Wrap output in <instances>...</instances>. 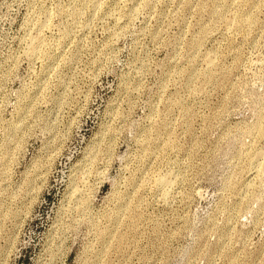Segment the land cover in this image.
Here are the masks:
<instances>
[{
	"label": "rangeland",
	"instance_id": "1",
	"mask_svg": "<svg viewBox=\"0 0 264 264\" xmlns=\"http://www.w3.org/2000/svg\"><path fill=\"white\" fill-rule=\"evenodd\" d=\"M0 264H264V0H0Z\"/></svg>",
	"mask_w": 264,
	"mask_h": 264
}]
</instances>
